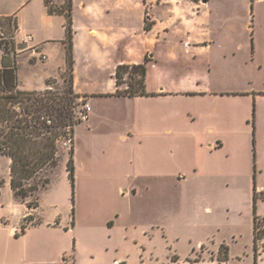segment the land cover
I'll return each instance as SVG.
<instances>
[{"label": "crops", "instance_id": "obj_1", "mask_svg": "<svg viewBox=\"0 0 264 264\" xmlns=\"http://www.w3.org/2000/svg\"><path fill=\"white\" fill-rule=\"evenodd\" d=\"M213 1L143 0L142 26L146 17L150 28L143 29L144 47L135 49L138 35L128 14L132 0H72V89L90 106L87 117L75 125L82 128L78 135L74 126V172L83 193L96 192L97 186L100 196L113 197L115 206L105 209L101 220L95 222L85 204L77 217L85 236L77 237L76 222H62L57 214L45 216L41 211L44 196L37 198L36 207L28 208L26 202L13 195L10 158L0 153L6 168L5 177H0V197L2 189L7 188V207L16 211L15 202L21 205L17 222L11 223L0 214V264H108L111 251L117 253L116 245L110 250L103 239L92 235L94 230H105L110 240L120 226L127 238L129 229L140 220L148 223L147 228L159 226L165 216L167 184L172 181L184 184V195L187 193L185 202L179 199L180 206L188 203L195 213L202 210L211 214L213 205L238 211L245 191L234 183V188L229 187V182H249L252 177L247 191L252 190L253 210L255 187L256 191L262 189L254 180L264 176V81L262 86H255V69L251 85H240L239 77H225L222 84L238 86L224 88H213L212 77L158 76L163 70L166 45L173 42L167 39L170 35L192 38L194 48L184 39V51L190 52L194 61L202 59L200 63L208 69L218 61L216 51L240 67L251 63L264 69V23L257 12L262 1L250 4L251 0H243L248 14L238 17L230 8L234 0H216L212 18L207 9ZM0 18L12 22L14 42L21 53L17 56L23 57L30 74L23 77L18 58L17 88L41 91L48 87L47 79L61 81L67 68L65 15L50 13L45 0H0ZM239 31L243 33L241 38ZM23 33L33 36L32 42L46 59L40 60L26 47L21 41ZM169 54L174 57L172 52ZM143 62L147 95H108L127 87L126 83L116 84L117 65ZM79 136L88 150L82 161L78 157ZM109 145L116 158L108 174L106 164L94 159L93 152L97 146ZM201 149L205 150L206 160H202ZM240 155L243 156L237 162ZM66 160L67 157L65 166ZM222 181L230 195L215 199L214 186L218 190ZM213 220H201L202 225L207 224L202 230L206 242L197 240L198 250L192 248L186 257L197 262L193 255L199 251L203 254L200 260L244 264L249 247H253L254 211L250 244L242 240L241 226L225 224L222 228L220 221ZM221 244L228 246V259L219 263L216 256ZM206 245L209 247L205 249ZM119 260L113 258L109 264L125 263Z\"/></svg>", "mask_w": 264, "mask_h": 264}, {"label": "rangeland", "instance_id": "obj_2", "mask_svg": "<svg viewBox=\"0 0 264 264\" xmlns=\"http://www.w3.org/2000/svg\"><path fill=\"white\" fill-rule=\"evenodd\" d=\"M218 3L224 0H217ZM255 1L251 0L250 4ZM262 3L258 5L257 12L260 14L264 23V0H261ZM216 0H214L211 4V7L207 9V11H211L212 18H214V9H215ZM143 0H132V3L129 6V15L130 22L134 28V31L137 33V37L134 39V48L141 49L144 47L145 43L143 41L144 35V27L142 26V16H143ZM250 7V6H249ZM165 8V7H164ZM227 8V7H226ZM232 13H235L238 17L246 16L247 10L243 6V0H234L230 5ZM252 11L253 7H251ZM250 9L248 10V12ZM254 13V12H253ZM252 13V14H253ZM251 20V19H250ZM144 24L150 25L147 18L144 19ZM178 25V24H176ZM238 28V27H237ZM242 27L239 26V29ZM238 35L243 34L242 31L237 33ZM14 27L11 21L0 18V65L6 62L11 65H16L18 57L17 47L14 42ZM167 39H172V43L166 45L165 50V60L163 61V70L158 72V76L164 77L165 79L172 78L174 76L178 77H203L208 78L212 77L213 88H224L232 85L222 84V78L231 77V78H241L242 86L251 85L252 81L251 73L256 70V74L258 76L255 83V86H262V82L264 81V69H257L253 64H241V67L234 63L233 61L228 62L222 57V52L216 51L215 55L218 57V61L216 65L213 63L208 69L205 64H201L200 61L202 59H198L194 61L191 58V53L185 52L183 49L184 39H188L191 44V48H194V43L192 38L182 37L179 35H170ZM238 41V38H236ZM173 53L174 57H168ZM22 54H28L26 52ZM248 55L251 57L250 46L248 47ZM21 64L20 69L23 77H30L29 70L26 68L27 65L23 62V57L20 58ZM201 64V65H200ZM203 65V66H202ZM167 67V68H166ZM255 69V70H254ZM153 71L152 76L156 77V74ZM126 73L124 74L123 81L129 80L126 78ZM63 79L61 81H56V79L49 78L47 81L52 82V90L55 92H63L67 89L68 86V76L69 71L65 69L63 73ZM230 80V79H229ZM218 81V83L216 82ZM238 86L233 85L232 87ZM78 101V100H77ZM81 107V104L77 105V109ZM111 108V107H107ZM81 127L75 126V135H78V130L81 132ZM81 135V134H80ZM82 137L79 136L78 144H79V159L80 161L84 160V158L88 154L87 148L82 143ZM70 148V143L64 144L61 142V159L59 164L54 169H47L43 172V176L47 175L50 177L49 183L39 191L34 192L27 198L28 202L32 204H37V198L39 196H44L45 203L41 204V211L44 212L47 218L52 217L57 214L59 219L62 222L69 221V224H73L76 222L75 233L77 237L85 236L84 229L81 225L77 223L78 211L82 212V209L85 208V204L89 206L91 219L97 222L101 219L99 218L101 214L107 208H113L115 206V200L113 197L106 196L105 194H99L97 192V186L93 193H83V188L78 185L77 180V172L73 173V182L71 183L68 173L66 172L65 166V158L68 159V151ZM202 160H206L205 150L201 149L200 151ZM94 159H102L104 162V166L107 170V173H110L111 170V161L116 158V152L114 148H111L110 145L108 147L105 146H97L93 152ZM243 155H240L236 160L239 162ZM212 157V156H211ZM213 158V157H212ZM4 159H0V177L1 175H6V168L3 162ZM239 160V161H238ZM67 162V160H66ZM252 184V177L249 179ZM256 185H262V189H257L255 187L256 193V215L260 220H264V176L259 180H254ZM31 182V181H30ZM168 182V181H167ZM166 182V183H167ZM247 182L236 181L229 182V187L234 188L233 186H239L238 188L243 189L245 192L247 191ZM234 185L232 186V184ZM93 184V183H92ZM184 184H177L175 182H170L167 184L166 196H165V216L160 221L159 226H149L147 228L148 223L145 220H140L136 227L130 228L127 234V238L123 236L124 231L122 226L116 227L112 232V237L108 240V234L105 230L95 229V234L92 233L93 236L101 238L108 244V247L111 250V246L116 245V252L111 251L110 256L108 258V264L113 258H119V261H124V264H216L214 261L210 260H198L197 262L190 260L186 256L191 251L192 248L194 250L197 249L196 244L197 240L201 239L206 242L203 237L202 230L207 228V224L202 225V219L213 218L218 220L223 225L225 224H236L238 227H242L241 231L243 233V241H246L250 244L251 242V227H252V190H248L247 194L243 193V205L239 208L238 211L228 210L224 207H213V211L211 214H205L202 210H198L197 213L193 211L192 208L188 206V203L180 206V201L185 202L188 199L187 193L184 195ZM226 182H220V187L216 190V186H214V198H224L229 196L228 187L225 186ZM1 186V183H0ZM92 185L91 188H93ZM94 187V188H95ZM83 189V190H82ZM229 194V195H228ZM181 195V196H180ZM178 196V197H177ZM180 196V197H179ZM10 200V194L7 188L2 189V196L0 197V214L5 215L11 223L17 222L19 217H21V205L15 202L17 206V210L13 211L11 208L7 207L8 202ZM254 205V203H253ZM208 212V211H207ZM213 220V221H215ZM147 223V224H146ZM212 223L210 221L208 226ZM237 227V228H238ZM209 245L204 246V248H208ZM198 250V249H197ZM248 256L245 258L244 264H264V237H261L257 241L256 252L254 250V241L253 247H249ZM102 255V254H101ZM203 257V254L197 252V256ZM206 256L208 253L205 254ZM178 256V257H177ZM205 256V257H206Z\"/></svg>", "mask_w": 264, "mask_h": 264}, {"label": "trees", "instance_id": "obj_3", "mask_svg": "<svg viewBox=\"0 0 264 264\" xmlns=\"http://www.w3.org/2000/svg\"><path fill=\"white\" fill-rule=\"evenodd\" d=\"M45 1L50 13L64 14L66 18V70L69 71L67 89L55 92L52 90V82L47 81L48 87L44 90H20L17 88L16 66L6 62L0 66V153L10 158L9 175L13 195L26 202L28 208L37 206L28 202L27 198L49 183L50 177L43 176L42 173L57 167L62 155L61 142L68 134L71 136V145L66 170L71 183L73 182V132L74 126L81 122L77 105L82 103V97L72 89V0H64L62 3ZM149 28L150 25L144 24V29ZM125 73L129 79L126 82L123 81ZM145 73V62L117 65L116 84L119 86L126 83L127 87L108 95H147ZM255 201L256 193L253 206L256 252L257 241L264 237V220L256 215ZM21 230H24V226ZM200 258L198 255L195 260ZM216 259L219 263L228 259L226 244L219 246Z\"/></svg>", "mask_w": 264, "mask_h": 264}, {"label": "built area", "instance_id": "obj_4", "mask_svg": "<svg viewBox=\"0 0 264 264\" xmlns=\"http://www.w3.org/2000/svg\"><path fill=\"white\" fill-rule=\"evenodd\" d=\"M14 38V36H13ZM21 41L26 44V47L32 50V53L37 56L40 60L46 59V55L39 51V46L35 43H33V36L29 33H23ZM81 107L78 110V115L81 118V120L85 119L87 117V114L90 110V106L87 101L84 100V98H81ZM62 142L64 144L70 143L71 145V136L68 134L62 139Z\"/></svg>", "mask_w": 264, "mask_h": 264}, {"label": "water", "instance_id": "obj_5", "mask_svg": "<svg viewBox=\"0 0 264 264\" xmlns=\"http://www.w3.org/2000/svg\"><path fill=\"white\" fill-rule=\"evenodd\" d=\"M203 1H205V0H203Z\"/></svg>", "mask_w": 264, "mask_h": 264}]
</instances>
